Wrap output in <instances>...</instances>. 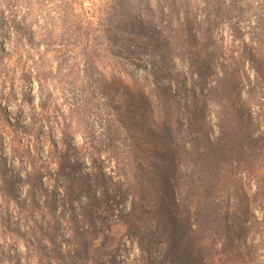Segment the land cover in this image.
Instances as JSON below:
<instances>
[{
	"label": "rangeland",
	"instance_id": "1",
	"mask_svg": "<svg viewBox=\"0 0 264 264\" xmlns=\"http://www.w3.org/2000/svg\"><path fill=\"white\" fill-rule=\"evenodd\" d=\"M0 264H264V0H0Z\"/></svg>",
	"mask_w": 264,
	"mask_h": 264
},
{
	"label": "trees",
	"instance_id": "2",
	"mask_svg": "<svg viewBox=\"0 0 264 264\" xmlns=\"http://www.w3.org/2000/svg\"><path fill=\"white\" fill-rule=\"evenodd\" d=\"M14 38H13V43H15V45H17L18 43H22L23 42V38L25 37L29 42H33V40H34V38L30 35V34H26L24 31H22V29H16L15 31H14ZM83 42L85 41V39H83L82 40ZM48 47H50L51 46V43H49L48 45H47ZM45 80L44 79H39L38 80V83H39V89H38V91L40 92V94L41 95H43V93H44V91L46 90V87H45V82H44ZM44 82V83H43ZM41 98H42V96H41ZM173 202L174 203H177V202H175V200H173Z\"/></svg>",
	"mask_w": 264,
	"mask_h": 264
}]
</instances>
